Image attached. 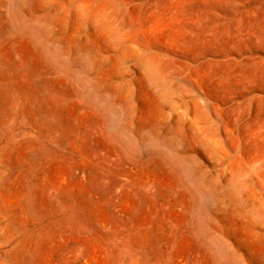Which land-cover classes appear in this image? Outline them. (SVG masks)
Returning <instances> with one entry per match:
<instances>
[{
  "label": "rangeland",
  "instance_id": "1",
  "mask_svg": "<svg viewBox=\"0 0 264 264\" xmlns=\"http://www.w3.org/2000/svg\"><path fill=\"white\" fill-rule=\"evenodd\" d=\"M0 235V264H264V0H0Z\"/></svg>",
  "mask_w": 264,
  "mask_h": 264
},
{
  "label": "bare ground",
  "instance_id": "2",
  "mask_svg": "<svg viewBox=\"0 0 264 264\" xmlns=\"http://www.w3.org/2000/svg\"><path fill=\"white\" fill-rule=\"evenodd\" d=\"M148 68V67H147ZM236 176V175H235ZM260 207V206H259ZM260 210V209H259ZM260 212V211H259ZM6 235H0V238H5Z\"/></svg>",
  "mask_w": 264,
  "mask_h": 264
}]
</instances>
